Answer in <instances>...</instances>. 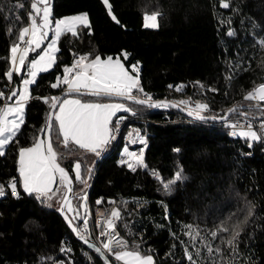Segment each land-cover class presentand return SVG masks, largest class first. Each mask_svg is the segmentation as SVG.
Here are the masks:
<instances>
[{
  "label": "trees",
  "instance_id": "obj_1",
  "mask_svg": "<svg viewBox=\"0 0 264 264\" xmlns=\"http://www.w3.org/2000/svg\"><path fill=\"white\" fill-rule=\"evenodd\" d=\"M109 2L119 24L111 19L103 0H52L53 19L86 13L91 27L80 28L78 37H61L57 65L39 74L30 89L32 97L41 99L27 102L21 130L0 156V184L7 193L0 197V264H105L72 233L58 211L60 197L41 203L23 193L18 171L19 148L31 147L38 136L45 138L39 130L46 126L50 107L43 98L59 97L66 90L63 84L58 88L51 84L58 76L63 78V67L72 65L74 53H91L90 59L95 55L102 59L119 57L128 70L130 65L140 64V86L153 101L192 99L208 104L210 111L205 116L217 117L233 107H248L241 109L245 116L230 115L227 123H190L187 120L192 119L166 107L147 108L75 96L83 101L122 102L136 115L123 112L114 118L113 122L118 123V117L124 116V125H118L115 139L99 158L83 150L69 153L55 142L53 129L54 148L61 154L58 162L75 183L70 200L79 216L74 226L80 230L84 218L80 197H89L92 209L96 203L102 206L111 200L120 210L117 226L129 248L139 245L143 254L153 256L155 264H191L189 253L196 264H264V145L253 142L249 148L248 140L231 137L227 129L229 123L257 125L264 119V110L256 108L255 101L245 99L249 91L264 83V49L258 44L264 39V0H223L230 5L227 9L221 6L222 0ZM30 3L31 0H0V92L4 94L0 108L9 102L11 91L19 87L24 76L14 74L9 80L7 72L11 67V47L19 31L30 22ZM154 11L161 13L159 27L144 28L143 14ZM228 31L235 35L228 36ZM124 52L129 54L126 60ZM36 56L37 53L30 58ZM183 83L194 86L184 92L175 91V86ZM133 117L148 140L146 146L131 147L132 152L143 150L147 165L136 171L120 164L128 158L122 159L124 133L130 130ZM176 148L180 151H173ZM77 160L86 180L83 184L75 179ZM178 167L183 168L188 179L166 192L152 172L166 182ZM12 179L17 181L19 199L8 190ZM64 190L61 187V192ZM249 209L253 215L247 224H241L243 232L236 253L220 242L227 233H219L216 238L210 235L221 225L231 228L242 221ZM68 217L71 218L69 214ZM185 225H192V229ZM188 231L195 239L185 234ZM84 234L98 245L90 232ZM205 245L213 248L212 254ZM217 248L221 252L217 253Z\"/></svg>",
  "mask_w": 264,
  "mask_h": 264
},
{
  "label": "snow or ice",
  "instance_id": "obj_2",
  "mask_svg": "<svg viewBox=\"0 0 264 264\" xmlns=\"http://www.w3.org/2000/svg\"><path fill=\"white\" fill-rule=\"evenodd\" d=\"M107 5V11L111 19L117 24L119 19L112 13V5L109 0H103ZM225 9L230 5L227 2L221 3ZM22 7V5H21ZM28 15L30 19V26H25L18 33L17 43L11 47V70L7 72L9 80L12 79L13 73H20L24 68L26 61L29 60V53L36 52L38 58H33L29 61L27 66V77L22 80V89L19 93L16 89L11 91L8 99L18 96V99L12 106L6 105L0 108V156L4 155L6 147L14 141V138L19 134L21 126L24 124L25 106L30 99H41L40 97H32L30 86L37 83V76L40 73H46L57 65V57L55 53L59 51L57 47L58 41L63 35L71 37L79 36L80 28L90 29V21L86 13L72 17H64L53 19L52 8L50 0H31ZM161 13L154 11L152 14H143V27L147 29H156L159 27L158 19ZM51 31L53 39L44 47L45 40ZM228 36H234V31H228ZM26 37H29L26 39ZM259 46L264 49V39L258 41ZM23 45V47L21 46ZM43 48L42 52H38ZM74 55V61L71 66L63 67V78L57 77L56 82L51 84L52 88H58L61 84L66 86L68 95L73 93L78 95H90L96 98H120L124 101H132L134 104L143 105L146 107H168V103H153L152 97L144 93L140 86L139 69L137 65H130L132 72L125 67V64L117 57L108 56L102 59L99 55H95L90 59L91 53L84 55ZM128 53L124 52L125 60ZM134 73V74H133ZM231 79V77H229ZM169 87H172L171 85ZM202 87V85H201ZM180 91V87H177ZM212 91H216L213 89ZM134 92L142 94L143 98H138ZM3 92H0V97H3ZM246 100L256 101V108L260 107V102H264V83L256 86L252 91H249ZM44 103L49 104L51 110L54 111L48 114L45 128L39 130L44 134L45 138L36 137L35 142L31 147H22L18 151V171L20 176L21 187L23 193L32 196L41 203L51 201L55 196L60 197L61 207L59 211L62 213L72 212L75 215L69 218L65 215L67 223L79 237V239L90 248H93L96 253L105 255L103 250L107 253L113 254L116 261H122L123 264H155L152 255L143 254L139 245L135 248L128 247V241L120 236L116 230L117 225L115 221L121 219L119 209H114L110 213L109 219L106 221V227L102 228L99 235L106 237V242L103 243V250L95 244H90L89 239L83 233H88L87 220H83L82 230H77L74 226V220L79 216L77 209H74L68 194L72 192V181L68 172L64 167H61L58 159L61 154L54 148L53 129H55V142L62 144L69 153H76L83 150L86 153H91L99 158L102 153L106 151L107 146L115 139V133L118 131V123L113 122V117L118 112L131 113L133 116L136 112L131 107L126 106L122 102H102L97 101H83L80 98H61L53 96L43 98ZM180 104L188 106V101H180ZM176 106V105H172ZM210 111L208 104L196 103L194 108L187 110V114L196 120L205 121L207 119L221 120L228 122L230 115L236 114L245 116V112L241 111L239 106L230 108L223 116H205L203 113ZM124 116L118 117L119 121L124 120ZM228 126L233 129L231 135L243 137L249 141L248 147H252V142H264V122H261L260 128L262 131L254 130L249 123L246 125V130H243L242 125L237 121L229 123ZM242 129L236 131V129ZM133 143L139 142L146 146L144 137L137 134V139ZM72 145L69 148V145ZM179 152L180 149H173ZM123 153L127 160H121L120 164H126L129 169L136 171L137 167L147 168L143 159V150L137 154L130 152L127 147L123 149ZM132 160L133 162H129ZM81 162L77 160L74 163L75 179L79 182L86 183L85 178L81 174ZM89 176L91 168L87 169ZM152 174L161 182L162 188L166 192L172 191V185L177 182H183L188 179L183 174V168L178 169L166 182L155 171ZM61 187L65 190L61 192ZM10 194L16 198H20V191L17 189V181L12 179L8 184ZM5 186L0 184V197L6 195ZM81 200L86 199L80 197ZM111 203H114L111 202ZM51 207L50 204L47 205ZM87 215V213H86ZM253 215L251 209L248 210L247 215L242 221H238L231 228L221 225L215 231H211L210 235L216 238L219 233H227V237L221 238V243L226 244L233 253L237 252L238 240L243 232L241 224H247L249 217ZM125 228L127 225L124 226ZM186 229L191 230L192 225H185ZM190 238L195 239L191 231L185 233ZM199 235L197 231L196 236ZM113 245H120L119 249ZM209 254L213 253V248L210 245H205ZM62 251H71V249H61ZM216 252H221L220 248ZM197 251L196 255H199ZM107 258V257H106ZM187 259L191 264H196L193 255L189 253Z\"/></svg>",
  "mask_w": 264,
  "mask_h": 264
},
{
  "label": "built area",
  "instance_id": "obj_3",
  "mask_svg": "<svg viewBox=\"0 0 264 264\" xmlns=\"http://www.w3.org/2000/svg\"><path fill=\"white\" fill-rule=\"evenodd\" d=\"M189 86H194V84H192V83H189V84H187V83L179 84V85L175 86V91H177V90H176L177 87H180L181 90H180V91H177V92H184V91L186 90V88L189 87ZM135 95L137 96L136 93H135ZM137 97H139V98H143V97H140V96H137ZM170 101H172V102H174V103L180 105V106H181L183 109H185V110H190L191 108H194V107H195L196 103H199V102H196V101H194V100H192V99H188V100L185 99V100H183V101H188V102H189V104H188V106H187V108H186V106L183 105V104H180V102H176V101L173 100V99L170 100ZM255 102H256V101H255ZM6 104H7V101H5V102L3 103L2 108L5 107ZM201 104H202V103H201ZM208 113H209V111H208V112H205V113H203V114H208ZM187 121L190 122V123H193V120H187ZM261 122H264V119H262V120L259 122V124H257V125L252 124V123H250V124L252 125V127L254 128V130H257L258 132H260V131H262V129L260 128V124H261ZM239 123L242 125L243 130H246V125L249 124V122H239ZM118 125H124V122L118 120ZM227 129H228L229 134H230L231 137H237V136H233V135H231V132L233 131V129H231L230 127H228ZM240 130H242V129H240V128L236 129V131H240ZM119 135H120V134H119ZM134 139H135V137H134ZM142 145H144V144L139 145V143H138V146H142ZM146 145H147V141H146ZM263 145H264V142H263ZM139 152H140V150H137V151H136L137 154H139ZM127 159H128V158H127ZM127 159H126V160H127ZM129 162H130V161H129ZM132 162H133V161H132ZM86 201H87L88 211H87V215H86V217H85L84 219L87 220L88 230H89L88 232H90V234H92V235L96 238V240H97V242H98V246L103 250V243L106 242V239H107V238L104 237V236H100L99 233H100V231H101L102 228H105V227H106V221H107V219H109V218H111V217H110V215H109L106 211H104V210H100V211H98V213H97V212L95 213L94 209H92V206H91V204H90V199H89V197H87ZM99 203H100V202H99ZM115 223H116V225H117V222H116V221H115ZM80 227H81L80 230H82V228H83V222H81ZM116 230L119 232L118 226H117ZM82 234H84V233L82 232ZM119 234H120L121 237H123V236L121 235L120 232H119ZM84 235H85V234H84ZM123 238H124V237H123ZM124 239H125V238H124ZM125 240H126V239H125ZM113 247L116 248V249H119L121 246H120V245H113ZM128 247H129V242H128ZM103 251L105 252V254H106L109 258H113V259H115V257H114L113 254L107 253L106 250H103ZM117 262H118V261H117ZM59 264H60V263H59Z\"/></svg>",
  "mask_w": 264,
  "mask_h": 264
},
{
  "label": "rangeland",
  "instance_id": "obj_4",
  "mask_svg": "<svg viewBox=\"0 0 264 264\" xmlns=\"http://www.w3.org/2000/svg\"><path fill=\"white\" fill-rule=\"evenodd\" d=\"M50 4H51V8H52V0H50ZM79 15H81V14H79ZM72 16H76V15H72ZM72 16H67V17H72ZM27 26H30V22H29V24L27 25ZM22 30V29H21ZM27 38H29V37H26V39ZM54 37H53V35H52V33H51V31L49 32V36H48V38L45 40V44H44V47H46V45H47V43H49L52 39H53ZM15 43H17V41H15ZM58 44H59V41H58V43H57V47L59 48V46H58ZM22 47H23V45H21ZM38 52H42L43 51V48L42 49H40V50H37ZM36 52H32V53H29V60L28 61H26V64H25V68L20 72V73H13V75L14 74H18V75H22L23 73H24V76H23V78H22V80L23 79H25V78H28L27 77V66H28V63H29V61H31L33 58H38V56H36V57H33V58H30L31 57V55H33V54H35ZM58 53V52H57ZM57 53H55V55L57 56ZM115 60V59H114ZM10 64H11V56H10ZM134 65H137V67H138V69H139V74H140V70H141V66H140V64H134ZM10 70H11V67H10ZM130 72H132V69H130L129 70ZM41 74V73H40ZM134 74V73H133ZM38 77V76H37ZM62 79V78H61ZM22 89V81H21V83H20V85H19V87H16V90L18 91V93H19V90H21ZM30 89H31V86H30ZM136 93V92H135ZM18 99V96H16V97H14V99H13V97L11 98V99H9V102L6 104V105H8V106H12L14 103H15V101ZM173 100H175L176 102H180V100H178V99H176V98H174ZM180 106V105H179ZM24 118H25V114H24ZM134 118V117H133ZM135 119V121H130L129 123H133L132 124V126H131V128H130V130H128L126 133H124V142H125V147H127L128 149H129V151L130 152H132L133 150L132 149H136L137 147H138V143L139 142H136V143H133L132 141L133 140H136L137 139V134H139V136H142V137H144V139L147 141V143H148V140H147V137L142 133V130L140 129V128H138L137 127V119L136 118H134ZM134 137H135V139H134ZM241 138H243V137H241ZM244 139V138H243ZM253 143V142H252ZM139 145H141V143H139ZM131 147H132V149H131ZM123 156H125L124 155V153L122 154V159H123ZM130 162H132V160H129ZM85 198H86V196H84ZM77 201V200H76ZM76 201L74 202V203H76ZM111 202H113V201H111V200H109V201H107V204H105V205H102L101 206V202L100 203H96V206H95V208H94V211H95V213L97 212L98 213V211H100V210H104V211H106L109 215H110V213L115 209L114 208V203H111ZM71 204H72V207L75 209V207H74V204H73V201L71 200ZM109 204H111V206H108ZM80 208H81V213H82V215H83V217L85 218L86 217V213H87V211H88V206H87V204H86V199H84V200H82V202H81V204H80ZM66 213L67 214H69V216H71V217H73L74 215H75V213H72V212H67L66 211ZM68 216V215H67ZM84 218H83V220H84ZM119 221L120 220H118V221H116L117 222V224L119 223ZM117 262V261H116ZM118 264H123V262L122 261H118L117 262Z\"/></svg>",
  "mask_w": 264,
  "mask_h": 264
},
{
  "label": "water",
  "instance_id": "obj_5",
  "mask_svg": "<svg viewBox=\"0 0 264 264\" xmlns=\"http://www.w3.org/2000/svg\"><path fill=\"white\" fill-rule=\"evenodd\" d=\"M71 96H81V97H91L92 98V96H90V95H78V94H75V93H73V94H71V95H68L67 94V91L66 90H64V92L59 96V97H61V98H67V97H71ZM96 98V97H95ZM139 98V97H138ZM103 99H108V100H113V101H122V102H129V103H133L132 101H124V100H121L120 98H111V99H109V98H103ZM152 102L153 103H168L170 106H168V107H166V108H169V109H172V110H175V111H178V112H180L181 114H183V115H185L186 117H188L189 119H192V120H195V121H200V120H196V119H194L193 117H190V116H188V114H187V110H185V109H183L181 106H179L178 104H176V103H174V102H172V101H168V100H161V101H153L152 100ZM134 104V103H133ZM135 105H137V104H135ZM172 105H176V106H172ZM139 106H143V105H139ZM143 107H146V106H143ZM147 108H157V107H147ZM242 110H243V108H248L247 106H245V107H240ZM259 108H261V109H263L264 110V105H260V107ZM50 112H52V114L54 115V111L53 110H51L50 109V111H49V113ZM229 118H230V116L228 117V121H229ZM200 122H217V123H226V122H224V121H221V120H219V119H217V120H212V119H207V120H205V121H200ZM45 139H46V137H45ZM68 175H69V177H70V179H71V181H72V184H71V187H72V192L71 193H69L68 194V197H69V199H71L72 198V196H73V194H74V190H75V183H74V180H73V178L71 177V175L68 173ZM61 207V206H60ZM60 209V208H59ZM59 211V210H58ZM59 213H60V215L62 216V218L66 221V223H67V220L65 219V215H68L67 213H66V211L65 212H61V211H59ZM67 225L69 226V224L67 223ZM69 228H70V230L72 231V233L75 235V237L83 244V242L79 239V237L75 234V232L72 230V228L69 226ZM78 230V229H77ZM88 239H89V243L90 244H95L97 247H99L92 239H90L89 237H87ZM86 247H88L89 249H91V250H94L93 248H90L88 245H86V244H84ZM95 251V250H94ZM98 254V253H97ZM100 257H101V259L103 260V262L105 263V264H113V262L111 261V259L105 254V255H100V254H98ZM107 257V258H106Z\"/></svg>",
  "mask_w": 264,
  "mask_h": 264
},
{
  "label": "crops",
  "instance_id": "obj_6",
  "mask_svg": "<svg viewBox=\"0 0 264 264\" xmlns=\"http://www.w3.org/2000/svg\"><path fill=\"white\" fill-rule=\"evenodd\" d=\"M67 98H68V99H72V98H77V97H75V96H71V97H67ZM108 102H110V101H108ZM120 113H123V112H118V113H116V116H115V117H117L118 114L120 115ZM115 117H113V120H114Z\"/></svg>",
  "mask_w": 264,
  "mask_h": 264
}]
</instances>
